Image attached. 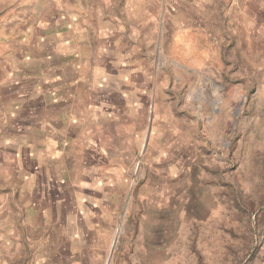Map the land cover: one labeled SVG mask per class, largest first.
<instances>
[{
  "label": "rangeland",
  "instance_id": "rangeland-1",
  "mask_svg": "<svg viewBox=\"0 0 264 264\" xmlns=\"http://www.w3.org/2000/svg\"><path fill=\"white\" fill-rule=\"evenodd\" d=\"M20 1H0L8 28ZM158 1L157 19L174 13ZM204 2L223 15L227 1ZM106 13L119 15L110 60L98 49L111 28L91 12L85 47L73 43L68 137L41 155L37 189H9L0 264H264V44L245 53L215 21Z\"/></svg>",
  "mask_w": 264,
  "mask_h": 264
},
{
  "label": "crops",
  "instance_id": "crops-1",
  "mask_svg": "<svg viewBox=\"0 0 264 264\" xmlns=\"http://www.w3.org/2000/svg\"><path fill=\"white\" fill-rule=\"evenodd\" d=\"M204 1L174 0V13L157 19L151 14L158 9L157 0H21L17 10L22 13L16 15L10 28L7 20H0V239L11 213L9 189L19 201L24 186L30 187L31 194L49 170L50 159L44 161L43 152L50 157L57 143L66 142V124L71 122L73 43L85 47L84 39L93 26L91 12H95L97 26L111 28L102 31L105 35L98 49L108 60L107 52L115 47L113 34L118 24L114 20H119L112 12L121 10L142 11L146 19H165L174 26L215 21L226 26L229 42L233 37L241 51L264 49L251 46L264 44V0H225L219 17L204 11ZM169 2L159 0V9L167 11ZM110 10L109 18L106 11ZM107 64L103 60L102 66ZM115 65L117 69L121 66ZM127 96L132 98L119 90L110 97L119 102ZM55 109H62V113L55 114ZM24 124L33 128V142L24 134ZM44 164L47 166L41 169Z\"/></svg>",
  "mask_w": 264,
  "mask_h": 264
}]
</instances>
